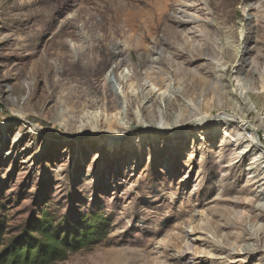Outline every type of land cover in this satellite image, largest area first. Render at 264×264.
Returning a JSON list of instances; mask_svg holds the SVG:
<instances>
[{
	"label": "rangeland",
	"instance_id": "obj_1",
	"mask_svg": "<svg viewBox=\"0 0 264 264\" xmlns=\"http://www.w3.org/2000/svg\"><path fill=\"white\" fill-rule=\"evenodd\" d=\"M178 2L184 24L171 26L187 45L160 48L140 67L139 53L119 55L123 39L109 43L115 58L98 78L100 91L89 93L78 57L110 26L114 36H130L117 14L128 3V15L147 14L144 0H0L5 238L45 220L62 236L90 230L66 261L51 264H264V219L251 229L258 202L249 204L264 194V185L251 186L264 171L253 148L264 149V0ZM205 44L210 54L183 64V48ZM77 87L86 102L74 109ZM204 113L207 126L192 125ZM116 114L128 130L112 139L105 132L116 129ZM221 118L229 123L208 124ZM241 120L253 132L238 131ZM246 229L258 235L254 255L242 254L248 241L235 238Z\"/></svg>",
	"mask_w": 264,
	"mask_h": 264
},
{
	"label": "bare ground",
	"instance_id": "obj_2",
	"mask_svg": "<svg viewBox=\"0 0 264 264\" xmlns=\"http://www.w3.org/2000/svg\"><path fill=\"white\" fill-rule=\"evenodd\" d=\"M133 1L135 3L137 0H133ZM147 1L151 5H149ZM147 1L144 0L145 7L149 8V11L147 12V14L144 13L145 15L143 16L140 15V16L133 17V16L128 15V10L133 9L135 7L133 3H128L126 6V9H123V7L119 9V12L116 17V24L120 23V26L121 25L125 26L127 29L126 31L130 34V36H120V35L114 36L116 35V32L118 31H116L115 28H114L115 30L111 29V26H110L109 36H99L98 38H91L90 39L91 45L87 48L86 53H83L78 57L77 59L78 67H79L78 69H80L81 71L80 73L84 74L87 78V81L85 84L87 92L97 93L100 91L101 87H100L98 78L100 74L105 70L109 61L115 58L111 56L110 51H108L107 49V45L109 43L115 44L117 40L123 39V46L122 48H120L121 51L119 52V55H127L130 58V60H134L133 53L134 52L139 53L138 65L140 67H145L148 63H150L149 56L153 55L154 52H156L160 48H166V49L175 51V46H177L178 42L180 43L183 42L187 45V42H184L185 39L182 36H179V33L176 31V29L171 26V25H176L177 27H181L184 24L182 20L177 18L178 13L176 11V6L179 3L178 0H167L165 2H163V0H147ZM124 12L127 15V17L121 21L119 19V16ZM209 26L211 27V25H207V27ZM215 30H216L215 32H217L219 31V28H216ZM137 32H141V33L137 35ZM183 51L187 53L186 57L184 55H181V58H187V60L183 64H187L196 58L202 57L206 53L207 54L211 53L208 44H205L202 48H197L191 51L190 50L188 51L187 47H185L183 48ZM164 52L165 50H162V53ZM63 63L64 64L67 63L65 59L63 60ZM75 67L76 66H74V68ZM240 67L241 65H239V68L238 67L236 68V66H234L233 69L231 68L228 69L227 73H231L233 72V70H235L236 72H240L242 69ZM190 84L191 86H189L188 88L190 92H185L186 96L195 94L198 91V88L202 87V85H205L206 82L204 80L196 81V83L192 81ZM103 91H104V95H106L108 92L106 89H104ZM76 92L78 93L79 96L76 97L74 109H77V107L81 104V102H86V100L83 99V97L81 96L84 93L82 88L77 87L75 90V93ZM249 93L250 92L247 90L246 95L251 102ZM109 97H111V95H108L106 97L107 101ZM155 100L156 99L154 96L150 98L149 100H147L146 103L153 106V104L155 103ZM207 118H208V115L204 113L203 116H201V118L198 120L199 122L198 121L193 122L192 125H203L204 126L205 124H207L205 123ZM119 119H120V114H118L117 116H114L113 123H115L114 125L116 126V129L114 130V132L111 131L110 129L106 130L105 132L106 137L115 139V138H119L120 136L127 134L128 129L126 130L125 129L126 127L124 128V126L120 123ZM223 120L226 121V123H229V119L221 118V120L218 119L217 121L215 122L212 121V122H209L208 124L214 123V125L212 126H215L219 122H222ZM244 120H241V122L237 123V127L240 128L238 129V131H244L247 133L253 132V128L250 127L249 122H244ZM206 126L207 125H205V127ZM82 128L86 129V125H82ZM224 136L233 137L230 134H228L226 130L224 131ZM261 145L262 143L258 142L257 144L253 145V148L254 149L260 148L257 150V152H259L262 155V156L260 155L262 159H264V149L261 147ZM263 174H264V171L263 172L260 171L258 175L254 176L253 179H256V180H254L251 186H255L256 184H259V186L264 185V177H262ZM247 190H248V187H244L243 189L239 191V194L240 195L245 194ZM253 201L254 202L249 201V204L258 202L255 207L252 206V210L257 211V213H255V215L251 217V220L254 223L251 229L254 230L256 226L258 225V223L262 222L264 219V194L260 197H255ZM238 205L242 206L244 204L243 203L235 204V206H238ZM246 206L249 207V205H246ZM227 217L230 221L231 226L237 228L235 226L237 224H234L233 220L231 219L232 215L227 216ZM213 234L214 236H216L218 232L214 231ZM235 238L236 240L243 239V240L248 241V243H246L245 245L241 247L240 251L242 252V254L254 255L258 252V247H257L258 235L257 233H255V231L251 233L250 231L246 229L242 232V235L240 237L237 236ZM213 241L216 244L217 253H220V255L225 254V248L220 245L221 244L220 240L219 241L213 240ZM177 245H178V239L175 240L174 245H172L171 247H175Z\"/></svg>",
	"mask_w": 264,
	"mask_h": 264
},
{
	"label": "trees",
	"instance_id": "obj_3",
	"mask_svg": "<svg viewBox=\"0 0 264 264\" xmlns=\"http://www.w3.org/2000/svg\"><path fill=\"white\" fill-rule=\"evenodd\" d=\"M5 219L0 216V264H51L68 259L79 249L90 230L62 236L45 220H34L14 237L5 238ZM85 230V231H84Z\"/></svg>",
	"mask_w": 264,
	"mask_h": 264
}]
</instances>
